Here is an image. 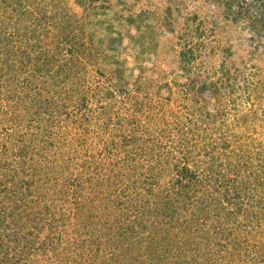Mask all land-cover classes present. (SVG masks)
Instances as JSON below:
<instances>
[{"label":"rangeland","instance_id":"1","mask_svg":"<svg viewBox=\"0 0 264 264\" xmlns=\"http://www.w3.org/2000/svg\"><path fill=\"white\" fill-rule=\"evenodd\" d=\"M0 86V257L264 264V0H0Z\"/></svg>","mask_w":264,"mask_h":264},{"label":"trees","instance_id":"2","mask_svg":"<svg viewBox=\"0 0 264 264\" xmlns=\"http://www.w3.org/2000/svg\"><path fill=\"white\" fill-rule=\"evenodd\" d=\"M16 3H24V0H16ZM44 22L45 21H49V20H51V17H47V16H45L44 17ZM24 27L25 28H31L32 29V31H34V32H36V30H37V26L35 25V24H31V25H24ZM43 28V27H42ZM21 29V28H20ZM21 30H23V29H21ZM0 89H2V87L0 86ZM6 165L5 164H2L1 163V161H0V186L4 183V171L3 170H6V167H5ZM241 198V197H240ZM234 205V209H235V212H234V214L235 215H233V216H239L241 213H242V208H241V206H240V204H239V202H237V203H235V204H233ZM261 224L259 223V221H258V224H257V230H259V228H261ZM93 241H94V244H97V238L95 237L94 239H93ZM17 242V241H16ZM70 242V241H69ZM2 245H1V247H0V250L2 251V252H4L5 251V249H4V247L6 246V243H5V241H2V243H1ZM75 247H76V249L77 250H81V248H82V246L81 245H78L77 243H76V240H75ZM82 251V250H81ZM184 251H185V249H184ZM1 253V252H0ZM4 254V253H3ZM26 264V263H24V262H19V261H15V259L13 260V258H11L9 255H8V253H5V256H3V257H0V264Z\"/></svg>","mask_w":264,"mask_h":264}]
</instances>
